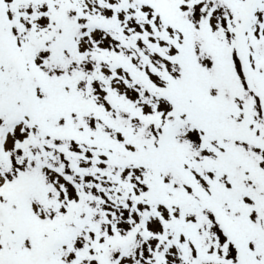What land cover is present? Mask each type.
<instances>
[{
    "label": "snow or ice",
    "instance_id": "snow-or-ice-1",
    "mask_svg": "<svg viewBox=\"0 0 264 264\" xmlns=\"http://www.w3.org/2000/svg\"><path fill=\"white\" fill-rule=\"evenodd\" d=\"M0 264H264V0H0Z\"/></svg>",
    "mask_w": 264,
    "mask_h": 264
}]
</instances>
